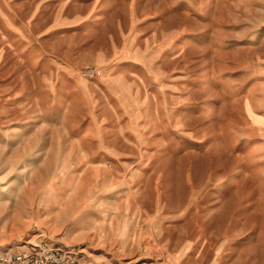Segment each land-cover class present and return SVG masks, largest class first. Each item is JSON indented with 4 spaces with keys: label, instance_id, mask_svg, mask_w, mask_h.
<instances>
[{
    "label": "rangeland",
    "instance_id": "1",
    "mask_svg": "<svg viewBox=\"0 0 264 264\" xmlns=\"http://www.w3.org/2000/svg\"><path fill=\"white\" fill-rule=\"evenodd\" d=\"M31 248L264 264V0H0V252Z\"/></svg>",
    "mask_w": 264,
    "mask_h": 264
},
{
    "label": "built area",
    "instance_id": "2",
    "mask_svg": "<svg viewBox=\"0 0 264 264\" xmlns=\"http://www.w3.org/2000/svg\"><path fill=\"white\" fill-rule=\"evenodd\" d=\"M32 249V248H31ZM22 250L19 253L8 254L0 252V264H44L36 249ZM55 262L64 264H82L73 254L63 252L59 248L52 249ZM46 257V256H45Z\"/></svg>",
    "mask_w": 264,
    "mask_h": 264
}]
</instances>
